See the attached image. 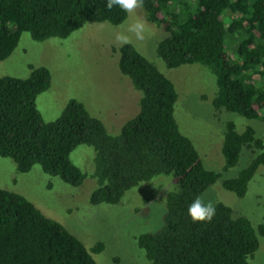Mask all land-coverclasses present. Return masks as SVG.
Returning <instances> with one entry per match:
<instances>
[{"label": "trees", "instance_id": "16d2710c", "mask_svg": "<svg viewBox=\"0 0 264 264\" xmlns=\"http://www.w3.org/2000/svg\"><path fill=\"white\" fill-rule=\"evenodd\" d=\"M107 0H0V60L14 49L21 32L34 41L64 38L86 22L118 24L126 16ZM146 21L165 36L155 53L167 68L196 63L214 76V111L264 123V0H144ZM233 45L228 53L226 44ZM114 51V49H113ZM117 68L140 93L137 112L116 134L69 99L60 114L43 121L35 96L49 86V72L31 67L27 77H0V157L17 172L38 165L46 174L77 186L87 176L68 159L79 144L94 151L95 180L88 201L115 204L139 182L170 175L161 226L136 237L148 264H247L264 235V219L252 226L220 202L210 222H193L188 206L220 177L204 167L173 115L176 92L171 81L129 44L118 49ZM222 189L241 197L259 166L264 142L250 126H222ZM102 245L95 243L90 252ZM0 264H95L83 244L60 223L45 217L20 194L0 189Z\"/></svg>", "mask_w": 264, "mask_h": 264}, {"label": "rangeland", "instance_id": "374dc122", "mask_svg": "<svg viewBox=\"0 0 264 264\" xmlns=\"http://www.w3.org/2000/svg\"><path fill=\"white\" fill-rule=\"evenodd\" d=\"M137 19L146 22L143 40L126 31ZM117 32L128 35L129 45L171 81L177 97L173 115L180 132L191 141L204 167L220 172V177L198 196L205 203L227 205L233 215L246 217L255 227L264 219V166L255 170L244 195L236 197L222 189L220 182L235 175L244 163L239 161L238 166L222 172L220 144L226 120H232L237 131L245 125L252 127L263 142L264 123L223 110L214 111L211 100L216 87L207 67L192 63L167 68L155 53L156 43L165 33L158 24L145 20L142 9L126 13L123 21L114 25L86 22L64 38L34 41L27 32H21L9 56L0 60V77L24 78L30 72L29 66H43L49 72V86L34 99L43 121L55 119L66 102L74 99L90 116L100 120L107 133L116 134L137 112L140 96L117 68L120 46L115 41ZM232 48L228 41V53H232ZM93 157L92 147L85 144L69 152L70 162L87 174L77 186L44 173L38 165H32L26 172H17L10 158L0 157V189L20 194L45 217L60 223L83 244L95 264H148L144 251L136 244V237L161 226L165 195L173 186L170 175L139 182L126 190L115 204H91L88 197L95 186L94 178L89 176L94 168ZM95 243L102 245L101 250L90 252ZM247 264H264V235L259 236L258 248L247 258Z\"/></svg>", "mask_w": 264, "mask_h": 264}, {"label": "clouds", "instance_id": "9594fccd", "mask_svg": "<svg viewBox=\"0 0 264 264\" xmlns=\"http://www.w3.org/2000/svg\"><path fill=\"white\" fill-rule=\"evenodd\" d=\"M143 6L144 0H107L105 5L108 11H111L113 7H119L122 11L129 14L135 13L137 9H142ZM126 31L134 34L137 40H143L145 38L146 22L142 19H137L128 26ZM115 41L123 47L131 43V38L124 32H117ZM215 211V206L211 201L205 203L200 196H197L188 206L187 214L193 222H210L215 215Z\"/></svg>", "mask_w": 264, "mask_h": 264}]
</instances>
